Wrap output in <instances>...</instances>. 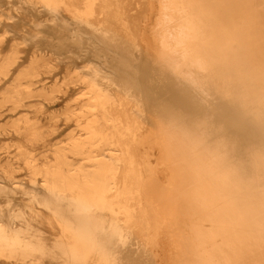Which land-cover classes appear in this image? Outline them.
<instances>
[{
    "label": "bare ground",
    "instance_id": "bare-ground-1",
    "mask_svg": "<svg viewBox=\"0 0 264 264\" xmlns=\"http://www.w3.org/2000/svg\"><path fill=\"white\" fill-rule=\"evenodd\" d=\"M23 3L70 36L27 66L0 50V130L33 92L21 80L60 56L93 65L63 61V87H83L65 141L53 114L10 126L0 264H157L158 248L162 264H264V0Z\"/></svg>",
    "mask_w": 264,
    "mask_h": 264
},
{
    "label": "rangeland",
    "instance_id": "rangeland-1",
    "mask_svg": "<svg viewBox=\"0 0 264 264\" xmlns=\"http://www.w3.org/2000/svg\"><path fill=\"white\" fill-rule=\"evenodd\" d=\"M24 1V0H23ZM22 0H0V38L3 39V43L0 47L2 52L11 50L12 48L19 53V61L27 66L30 61V56L33 52L42 51L43 53L50 54L51 51L64 52L62 50V44H64V36H70L69 33L63 32V27L53 26L52 23H44L41 26H34L33 20L43 21L45 17H42L38 12L34 15L30 13L28 6L23 3ZM12 16L13 20L8 18ZM38 29L39 32H36ZM40 29V30H39ZM55 30V32H54ZM28 31H35L37 36L31 40H24L27 36ZM17 45V46H16ZM57 45L58 47H53ZM75 49V48H74ZM52 60V59H49ZM56 70L52 75H47L44 78V82H38V80L30 81L29 79L21 80L23 84L20 86V90L32 89V94L25 97L26 102L24 107L17 108L7 120V124L4 125L0 130V166H4L7 162L6 156H10L16 152V147L21 143L22 139L19 138L15 133H13L11 124L17 123V120H21L25 117L30 119H38L41 123H46V116L55 115L56 119L51 121V125L54 126V131L48 138H51L53 143L65 141L69 134L74 130L75 123L73 121H68L64 113L69 106L74 105V100L83 88L80 85L63 87L62 83L64 81L65 74L62 73L64 69V62L75 61L79 66L93 65L92 63H82V61H89V59H76L68 58L66 56H60L55 58ZM95 61L94 59H91ZM23 69V68H21ZM30 81V82H29ZM36 82V84H35ZM33 83V85H30ZM10 84V83H9ZM7 84V86L9 85ZM45 84L47 92L41 97V85ZM13 84H11V87ZM61 87V88H60ZM73 89V90H72ZM53 92L49 97V91ZM67 90V91H66ZM4 90H0V98L2 97ZM67 92V93H66ZM48 94V95H47ZM79 96V95H78ZM29 97V98H28ZM9 108H13L12 104H8ZM41 110L48 112V115H44ZM50 119H48L49 121ZM47 121V122H48ZM6 126V127H5ZM42 148L39 146V149ZM18 165H15L17 167ZM16 174L20 179H25V170L19 168L16 170ZM27 179V178H26ZM22 180L27 182V180ZM3 184H8L9 182L4 179L3 174L0 171V182ZM164 248V245L163 247ZM158 263L162 264L159 260L162 251L158 248Z\"/></svg>",
    "mask_w": 264,
    "mask_h": 264
}]
</instances>
